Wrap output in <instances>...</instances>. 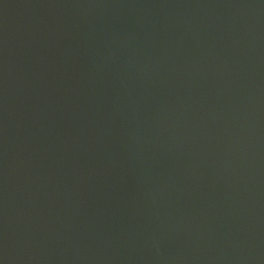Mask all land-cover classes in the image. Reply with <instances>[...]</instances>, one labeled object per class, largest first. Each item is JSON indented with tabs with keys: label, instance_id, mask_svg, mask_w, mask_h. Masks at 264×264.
Instances as JSON below:
<instances>
[{
	"label": "water",
	"instance_id": "95a60500",
	"mask_svg": "<svg viewBox=\"0 0 264 264\" xmlns=\"http://www.w3.org/2000/svg\"><path fill=\"white\" fill-rule=\"evenodd\" d=\"M0 264H264V0H0Z\"/></svg>",
	"mask_w": 264,
	"mask_h": 264
}]
</instances>
